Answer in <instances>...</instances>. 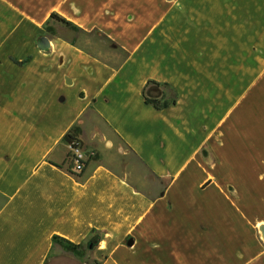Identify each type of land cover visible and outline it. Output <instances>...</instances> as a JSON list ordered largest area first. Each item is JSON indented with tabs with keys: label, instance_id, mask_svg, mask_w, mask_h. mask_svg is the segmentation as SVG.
Returning <instances> with one entry per match:
<instances>
[{
	"label": "crops",
	"instance_id": "crops-1",
	"mask_svg": "<svg viewBox=\"0 0 264 264\" xmlns=\"http://www.w3.org/2000/svg\"><path fill=\"white\" fill-rule=\"evenodd\" d=\"M161 1L0 0V264H264L258 19ZM52 13L124 58L51 34Z\"/></svg>",
	"mask_w": 264,
	"mask_h": 264
},
{
	"label": "rangeland",
	"instance_id": "rangeland-1",
	"mask_svg": "<svg viewBox=\"0 0 264 264\" xmlns=\"http://www.w3.org/2000/svg\"><path fill=\"white\" fill-rule=\"evenodd\" d=\"M177 9H186L198 14H204L205 11H212L214 14L222 13L224 18H228V22L242 21L245 23V29L252 25V18L255 17V25L257 19L260 29V51H261V73H264V0H169ZM162 3V1L160 0ZM156 5V4H155ZM140 12H145L146 6H137ZM220 12V13H219ZM217 18L220 16H216ZM223 18V19H224ZM236 25V24H235ZM48 30L53 35H58L79 47H82L95 55H98L110 63L117 65L123 58L124 54L114 41L109 39L107 35L94 31L85 33L73 26H66L60 22L52 20L48 24ZM247 85V83H246ZM231 103H226L223 110L231 107ZM230 185L227 186L230 191ZM58 249L70 251L65 242L56 243ZM83 248L78 250L82 252ZM71 252V251H70Z\"/></svg>",
	"mask_w": 264,
	"mask_h": 264
},
{
	"label": "trees",
	"instance_id": "trees-1",
	"mask_svg": "<svg viewBox=\"0 0 264 264\" xmlns=\"http://www.w3.org/2000/svg\"><path fill=\"white\" fill-rule=\"evenodd\" d=\"M50 18H51V20H55V21L60 22V23H62L64 25H66V26H73V24L70 21L66 20L65 18L59 16L56 13H52ZM150 83L156 84L155 82H150ZM165 85H167V84H165ZM145 101H146L147 104L152 105L155 109L163 110V109H166V108H168V107H170L172 105H175L176 104V97H173L170 100H166V99H163V98L162 99H149V98L145 97ZM69 171L76 178L80 177V174L75 173L71 169H69ZM98 239H99V236L96 234L95 237L92 239L91 244L88 245V247L90 245H93V246L96 245L97 242H98ZM58 242H65L68 245V249L71 252H73V253H78V250L80 248H82L81 245L73 244V243H71V242H69V241H67V240H65L63 238L57 237V236L54 237V243L56 244Z\"/></svg>",
	"mask_w": 264,
	"mask_h": 264
},
{
	"label": "water",
	"instance_id": "water-1",
	"mask_svg": "<svg viewBox=\"0 0 264 264\" xmlns=\"http://www.w3.org/2000/svg\"><path fill=\"white\" fill-rule=\"evenodd\" d=\"M38 46L43 50L47 51L50 49V43L47 37H42L38 40Z\"/></svg>",
	"mask_w": 264,
	"mask_h": 264
},
{
	"label": "built area",
	"instance_id": "built-area-1",
	"mask_svg": "<svg viewBox=\"0 0 264 264\" xmlns=\"http://www.w3.org/2000/svg\"><path fill=\"white\" fill-rule=\"evenodd\" d=\"M76 156H77V158L75 159V164H76L75 170L77 172H81L82 169H83V166H82V163H81V158L82 157H81V155L78 152H76Z\"/></svg>",
	"mask_w": 264,
	"mask_h": 264
},
{
	"label": "bare ground",
	"instance_id": "bare-ground-1",
	"mask_svg": "<svg viewBox=\"0 0 264 264\" xmlns=\"http://www.w3.org/2000/svg\"><path fill=\"white\" fill-rule=\"evenodd\" d=\"M260 232L262 236L264 237V224H260Z\"/></svg>",
	"mask_w": 264,
	"mask_h": 264
}]
</instances>
